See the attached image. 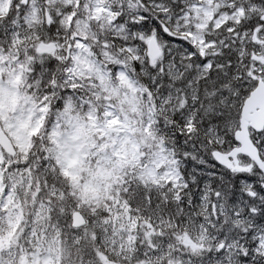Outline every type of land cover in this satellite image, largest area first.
<instances>
[{
    "label": "snow or ice",
    "instance_id": "1",
    "mask_svg": "<svg viewBox=\"0 0 264 264\" xmlns=\"http://www.w3.org/2000/svg\"><path fill=\"white\" fill-rule=\"evenodd\" d=\"M0 264H264V0H0Z\"/></svg>",
    "mask_w": 264,
    "mask_h": 264
}]
</instances>
